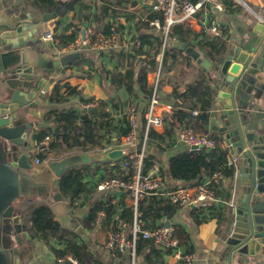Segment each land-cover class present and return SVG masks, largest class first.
I'll use <instances>...</instances> for the list:
<instances>
[{
    "label": "crops",
    "instance_id": "1",
    "mask_svg": "<svg viewBox=\"0 0 264 264\" xmlns=\"http://www.w3.org/2000/svg\"><path fill=\"white\" fill-rule=\"evenodd\" d=\"M14 1L19 5H24L26 11L32 15L39 14L29 2L23 0ZM103 1H88L87 6L89 9H81V7L76 6L69 12H62V14L55 16L51 20L43 22L41 34L49 29L55 32V38L52 43H43L45 54L49 56L50 60H57V58L71 55L63 53V50L70 46L76 39V33L70 32L73 26L82 25L83 28L95 30L97 19L101 15ZM226 1L231 2V6H226ZM247 2H250L256 10L261 11L263 0H248ZM223 3L225 7L223 11L206 6L191 19L179 24L188 29L187 42L192 44L188 48H192L199 54L198 59L194 60L191 58L190 66L192 69L188 70L181 66L180 73H177V69L174 68L162 73L163 82L159 90L160 102L156 113L162 116L163 119L168 118L173 111L182 106L185 97H180V95L185 92L186 85L192 83L197 77H200V79L206 78V82L203 85L206 86L208 84L214 90V98L206 111V119L205 113L201 110H195L198 114L193 115L192 113V115L201 121L202 127L201 134L199 135H206L210 138L214 133L219 134L220 139L223 141L222 149L224 148L227 151L228 161L237 155L231 151V147L226 142V128L220 110L225 101H216L217 92L219 91L217 83L221 81L222 76L219 70L215 71L213 64L206 57L207 49L204 47V44L207 40L212 39V37L207 35L205 28L213 26L218 28L221 34L220 37L225 39L227 43V49L224 55L226 52H233L236 48H239L240 53L248 54L258 64L264 62V38L256 32V19L242 5L232 0H224ZM120 10H123L121 15L115 18L108 15L104 18L103 22L105 25L112 22L116 28V45L114 47L102 51L87 49L72 53L77 55L75 62L64 65L60 72L56 71L54 74L46 73L45 75H40V77L45 78V81L42 83L40 92L35 100L37 108L35 110L28 109L29 113L27 116L28 121L34 122L35 124L28 136L30 153H34L35 159L38 158L36 153L38 144L34 141L33 135L47 126L44 119L47 112L63 109H72L81 112L87 109L85 108L86 105H90V110H93L99 101L108 102L116 96L119 99V103L117 104L121 107L127 99L123 88L116 89L111 85L112 77L109 74H125L130 69L129 63L133 62L135 66L134 76H136L137 71L144 64H141V61L143 62L145 53L150 49L149 44L154 42L155 37L160 39V32L150 25V21L154 20H151L152 15L157 13L150 12L147 0H130L126 4L123 3ZM100 30L102 29L100 28ZM61 36H73V40L62 48L59 44ZM132 41L139 42L138 50L132 51L130 48H126L127 44H130L129 42ZM181 45H183L182 42L175 35V40L171 41V46H177L179 48ZM139 50L141 51L138 52ZM155 72L156 70L147 71L146 78L149 86L153 73ZM256 78L259 79L258 83L264 87V72H259ZM207 79H210V81H207ZM55 85L60 86L61 92L65 95L63 102H49V95ZM67 87L73 89L75 93L66 96L69 92ZM134 89L138 97L143 96L136 83L134 84ZM41 91H45V93L42 94ZM262 95L260 100L263 103L264 92ZM87 100L92 101L86 102ZM140 101L141 98H138V105ZM111 117L117 120L120 117L119 112H113ZM154 130L161 134L164 132V125L154 128ZM115 131L111 134L113 140L117 138ZM177 132L178 129H175L173 137L168 140H153L148 150V153L156 158V162L163 166L162 173L165 177L166 186L168 187L188 186L190 183L173 181L169 174V159L183 152L191 151L184 143L178 140ZM114 144L108 145L104 149L112 147ZM93 151H100V149H92L75 154ZM46 152L48 154L47 158L41 160L42 163L39 165H34L35 169H38L40 172L47 167L48 162L65 158L54 159L51 154L53 151L49 152L48 150ZM110 161L112 160L89 163L88 171L84 173L82 178V182H84L87 190L86 195L76 200L73 203L74 207L70 208L68 206L72 220L67 223L68 227L66 229L77 235L78 242L82 241L88 246L90 253L95 257L98 264H128L124 256L117 255L113 257L105 249L112 220L117 212L121 211L124 218H130L131 216L130 201L125 196L123 190L99 192L96 189V185L100 181L114 175L113 169L109 167V164L112 163ZM116 161L117 159L114 163H118ZM240 164L239 158L234 175L229 179H225L222 183L224 188L223 197H221L222 195L217 196V200L212 203L178 207V210L171 219L164 217L174 228L179 227V229L187 234L188 241L181 246L186 253L192 256L193 264H226L225 258L227 255V240L230 233L228 224L230 215L231 212L242 204L244 199V182L246 180L243 179V173L240 172ZM209 177L211 175H203L202 181H205ZM30 201L33 203L46 202L49 205L47 198L37 197L32 198ZM97 206L102 208L96 214V224L93 227H89L90 224L87 221L88 216ZM108 211L110 214H108ZM101 213H104V219L100 217ZM259 217L264 218V215H260ZM56 219L58 220L57 217ZM261 227L264 228L263 225ZM24 246H27L33 253V257L27 263L58 264V258L56 259L52 255L48 246L43 242L30 240ZM154 250L156 252H153ZM257 251L255 256H247V259L249 261L257 260L264 264V254H262L264 253V245H260ZM149 253L151 254V261H155V264L179 263L171 250H163L154 244L146 247L142 254L138 255L137 263H145L144 256ZM159 256L160 262H157ZM236 259L232 261V264L236 263Z\"/></svg>",
    "mask_w": 264,
    "mask_h": 264
},
{
    "label": "water",
    "instance_id": "2",
    "mask_svg": "<svg viewBox=\"0 0 264 264\" xmlns=\"http://www.w3.org/2000/svg\"><path fill=\"white\" fill-rule=\"evenodd\" d=\"M60 10L58 6L52 14L32 15L14 0H0V264H27L33 257L29 251V258H25L28 251L23 242L29 237L20 216L14 215L20 199L47 198L59 223L68 227L72 220L69 202L54 191L58 179L81 164L116 160L122 149L129 147L124 144L73 154L48 162L41 172L31 162L28 136L35 124L27 116L28 109L37 108L35 100L45 81L40 75L60 72L77 59L71 54L50 60L45 54L41 26ZM261 12L264 20V0ZM255 29L264 38V22H256ZM186 54L194 60L199 55L192 48H187ZM218 70L222 78L217 83L216 101H225L220 110L226 142L240 158V172L246 180L243 202L230 215L225 262L232 264L237 258L235 264H263L249 261L247 256H255L264 245V218L259 217L264 215V99L263 103L260 100L264 87L256 78L264 72V62L258 64L236 48L225 53ZM146 102L143 97L139 112Z\"/></svg>",
    "mask_w": 264,
    "mask_h": 264
},
{
    "label": "trees",
    "instance_id": "3",
    "mask_svg": "<svg viewBox=\"0 0 264 264\" xmlns=\"http://www.w3.org/2000/svg\"><path fill=\"white\" fill-rule=\"evenodd\" d=\"M23 1L29 2L39 14H52L55 12L56 8L60 6L62 8L58 14L60 15L62 12L66 13L73 10L76 6L81 7V9H89L87 5L88 1L91 0ZM129 1L130 0H104L101 15L100 18L97 19L94 32H102L109 35L111 29L115 27L112 22L105 25V23H103L104 18L108 15L113 18L121 15L123 10H120V8H122L123 3L126 4ZM226 4V6H231V2L229 1H226ZM159 15L160 14L152 15L151 20L155 18L161 19V15ZM100 28L102 30H100ZM188 32V29L183 25L177 24L173 27L174 35L177 36V39L182 42L183 45L178 48L177 46L172 47L170 43L165 48L161 62L159 90L161 89L163 82V72L174 68L177 69V73H180L181 66L188 70L192 69L190 66L191 57L188 56L185 51L186 48L192 45L187 42ZM154 39V42L149 44L150 49L145 53L143 62L141 61V64H144L141 66L140 70L137 71L136 76H134L135 66L133 62L129 63L130 69H128L125 74H109L112 77L111 85L116 89H124V92L127 95L125 101L127 104L133 103L138 106V98H148L150 94L146 74L148 70H156L157 61L155 60V56L159 54L161 47V39L156 37ZM72 40L73 36H61L59 42L60 47H65L72 42ZM204 47L207 49L206 57L213 64L215 71H217L224 57V52L227 49L226 40L221 37L212 38L205 42ZM140 51L141 50L138 52ZM73 62H75V60ZM207 81H210V79H207ZM204 82H206V78L200 79V77H197L192 83L186 85L185 92L180 95V97H185L182 106L173 111L168 118L164 119L163 133L159 134L154 129L149 130L150 140L148 145H151L153 140L165 141L166 139L168 140L172 138L174 130L184 126L192 127L197 135L201 134V121L196 119L192 113L195 110H201L205 113L206 119V111L208 110L209 104L213 100L215 94L214 90L208 84H206V86L203 85ZM135 83L138 85L141 95L143 96H137L134 89ZM60 89L61 88L58 85L53 87L48 98L49 102L64 101L65 95ZM67 90L69 92L66 96L75 93L70 87H67ZM118 100L119 99H117L116 96L108 102L99 101L93 110L87 108L81 112L72 109L49 111L44 118L47 126L36 132V134L33 135V139L38 144L45 135L49 133L53 134L55 140L51 143L49 152L56 151L59 148H63L65 151L78 149L79 152H86L92 149L101 150L108 145L118 143L130 130L127 117L123 112L124 104L120 107V105L117 104L119 103ZM91 101L92 100H87L86 102ZM146 103L143 111L140 112L138 119L140 124L139 128H137L138 140L143 137L145 122L143 113L147 105ZM113 112H119L120 117L117 120L111 117ZM114 130H116L115 133L117 137L115 140L111 137ZM210 138L215 141L216 146L214 149L210 151H186L170 158L168 162L169 174L173 181H182L185 183L190 182L188 186L192 187L197 186L204 181H202L203 175L212 176L219 171L224 176L223 179L218 183L210 184L208 187L214 191L216 197L220 195L223 197L224 188L222 183L225 179H229L234 175L235 168L226 166L227 151L224 148L222 149L223 141L220 139L219 134L214 133ZM47 155V152H45L43 154H37V157L40 160H43L47 158ZM116 162H119V160ZM153 162H156V158L148 153L145 162L146 170ZM88 165L89 164H81L80 166L69 170L58 179L57 191L69 202L70 208L74 207L73 203L76 200L81 199L86 195L87 190L84 182H82V178L84 173L88 171ZM176 187L178 186H172L170 188L173 189ZM30 200L31 199L22 198L14 206V215L20 216L21 223L26 227V233L30 240L43 242L48 246L52 255L56 259L70 254L78 261V264H98L95 257L90 253L88 246L82 241L78 242L77 235L74 232L61 226L46 202L33 203ZM22 203L24 205L20 206ZM101 208L102 207L97 206L91 211L87 219L90 224H88L89 227H93L96 224V214ZM177 210V205L158 196H146L138 204L140 218L150 227H153L156 222L164 217L171 219ZM108 214H110L109 211ZM175 231L180 245L186 244L188 241L187 234L179 229V227H176ZM152 245L153 242L151 240L140 238L136 244L137 256L142 254L146 247ZM153 252H156V250ZM150 256V253L144 256L145 263L136 264H155V261H151ZM157 262H160V256L157 258ZM178 264H183V262H179Z\"/></svg>",
    "mask_w": 264,
    "mask_h": 264
},
{
    "label": "built area",
    "instance_id": "4",
    "mask_svg": "<svg viewBox=\"0 0 264 264\" xmlns=\"http://www.w3.org/2000/svg\"><path fill=\"white\" fill-rule=\"evenodd\" d=\"M242 5L246 11L256 19V22H264L261 11L253 9L247 0H232ZM147 5L151 13L161 15V19L156 18L150 21V25L160 32L161 47L160 52L155 56L157 61L156 72L153 73L151 84L149 86L150 94L147 98V105L143 113L144 131L142 139H137V128H139V105L129 103L126 110L123 111L127 117L130 130L122 137L121 141L114 146L129 144V147L122 149V155L118 163L112 160L109 167L113 169V176L100 181L96 185L99 192L110 190H123L125 196L130 201V218H124L121 211H118L112 220L111 230L108 234L105 249L113 257L117 255L124 256L128 264L137 263L136 244L140 238L151 240L154 245L163 249L171 250L175 258L183 264H193V258L186 253L180 245L175 234L173 225H165V218H162L150 227L142 220L138 213V204L146 196H158L168 200L170 203L183 206H195L215 202L216 196L214 191L208 186L218 183L223 179L221 172L214 173L197 186H178L171 189L166 186L165 177L162 173L163 166L158 162H153L146 170L145 162L148 154V143L150 140L149 130L164 125L162 116L156 113L159 105V80L161 62L163 53L168 44L175 40L173 27L177 24L184 23L194 17L206 6L214 7L218 11L224 10L223 0H147ZM70 32L76 33L74 42L63 50L65 54L91 50H108L116 45V30L111 29L109 35L102 32L95 33L90 28H83L82 25L73 26ZM205 32L212 38L220 37V31L216 26L205 28ZM43 43H52L55 38V32L49 29L40 36ZM126 48L138 50L139 42H129ZM42 94L45 91H41ZM140 104V103H139ZM86 105L85 108H89ZM197 111L193 115H197ZM177 138L184 143L191 151L206 150L210 151L215 148V141L206 135L195 134L192 127L184 126L178 129ZM55 138L47 134L38 143L36 148L37 154H43L49 150L50 145ZM230 146V145H229ZM109 147V148H112ZM48 162V161H47ZM238 156H234L227 161L226 166L236 167ZM41 160L34 159V165H39ZM105 218L104 213L100 214ZM58 264H78V261L72 255H66L57 259Z\"/></svg>",
    "mask_w": 264,
    "mask_h": 264
},
{
    "label": "rangeland",
    "instance_id": "5",
    "mask_svg": "<svg viewBox=\"0 0 264 264\" xmlns=\"http://www.w3.org/2000/svg\"><path fill=\"white\" fill-rule=\"evenodd\" d=\"M248 1V0H247ZM249 3V5L253 8V9H256L250 2H248ZM126 101V100H125ZM125 101H124V108H123V111H125L126 110V106H127V102L125 103ZM129 104V103H128ZM77 152H79V150L78 149H74V150H71V151H65L63 148H59V149H57L56 151H53L51 154L53 155V157H54V159H60V158H62V157H66V156H68V155H72V154H75V153H77ZM34 159H35V157H34V153H32L31 154V161L33 162V165H34ZM54 191H57V184H56V187H55V189H54ZM24 204L22 203V205H20V206H23ZM19 208V207H18ZM20 208H22V207H20ZM66 228V227H65ZM52 242H53V240H52ZM26 243V241L24 240V242H23V244H25ZM28 263H30V262H28ZM27 263V264H28Z\"/></svg>",
    "mask_w": 264,
    "mask_h": 264
},
{
    "label": "flooded vegetation",
    "instance_id": "6",
    "mask_svg": "<svg viewBox=\"0 0 264 264\" xmlns=\"http://www.w3.org/2000/svg\"><path fill=\"white\" fill-rule=\"evenodd\" d=\"M32 162V161H31ZM33 163V162H32ZM23 248H25V249H27V251H28V253L27 254H25V258H28V255H29V248L27 247V246H23Z\"/></svg>",
    "mask_w": 264,
    "mask_h": 264
}]
</instances>
